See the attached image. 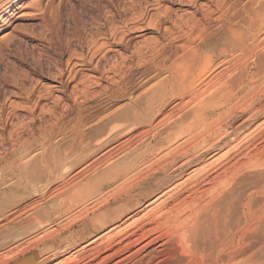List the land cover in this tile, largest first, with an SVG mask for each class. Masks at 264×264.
Masks as SVG:
<instances>
[{
	"label": "bare ground",
	"instance_id": "bare-ground-1",
	"mask_svg": "<svg viewBox=\"0 0 264 264\" xmlns=\"http://www.w3.org/2000/svg\"><path fill=\"white\" fill-rule=\"evenodd\" d=\"M73 1L80 13L72 4L68 9L50 10L39 0L35 12L39 23L30 26L29 36L24 35L35 44L21 49L20 42L7 37L0 49L2 55L14 53L16 62L31 74L53 75L64 97L63 87L72 84L73 106L64 108L66 114L73 107L78 110L70 128L72 140L67 145L55 144L50 159L41 157V166L62 179L68 158L79 147L88 152L79 153L72 167L96 155L72 177L78 179L75 193L84 195L77 206L93 202L90 212L85 207L78 214L79 221L87 223L89 235L99 233L64 264H264L259 248L248 251L251 236L264 229V120L253 126L264 116V0H246L239 6L234 0H204V4L198 0H123L127 4L110 0L109 5L117 8L110 20L130 16L118 26L109 18L102 21L100 1ZM174 2L198 10L213 8L206 14L203 11L204 20L192 17L176 22L170 7L160 10L162 4ZM23 4L22 0H0V23L17 14ZM213 14L216 23L211 26L205 21ZM143 20L158 38L131 51L138 59L149 56L132 82L124 71L132 59L130 53L131 59L121 56L119 61L114 56L142 36H133L130 30L142 28L137 24ZM173 29L182 33L172 34L169 44H162L160 37L170 36ZM6 71L0 73L2 86H16L25 100L36 96L37 90L27 87L32 85L28 75L26 81L27 77ZM145 84L149 86L135 94ZM37 98L34 107H25L29 116L40 103ZM121 101L125 103L116 107ZM86 102L90 104L85 106ZM54 111L46 114L58 119ZM2 112L0 108V116ZM53 132L51 126L41 134L40 142H49ZM31 147V142L24 143L11 164L26 158ZM28 162L18 169L14 166L18 171L15 190L11 202L0 209V231L9 217L10 223L21 220L37 207L22 201L31 191H38L31 175L38 167ZM6 166L0 164V173ZM187 170L191 171L182 178ZM89 171L94 175L87 176ZM114 183H119L113 187L116 191L100 198ZM149 198L153 200L146 209L141 208ZM44 237L0 253V264L44 263L51 255L37 259L31 250ZM10 244L1 243L0 250Z\"/></svg>",
	"mask_w": 264,
	"mask_h": 264
},
{
	"label": "rangeland",
	"instance_id": "rangeland-1",
	"mask_svg": "<svg viewBox=\"0 0 264 264\" xmlns=\"http://www.w3.org/2000/svg\"><path fill=\"white\" fill-rule=\"evenodd\" d=\"M38 1L39 0H22V2H24L22 7H24V8L18 9L17 14L7 16V19L0 23V42L2 41L0 43V49L5 44L4 43V42H6L5 40H8L7 37L9 39L14 38L13 40H15V41L17 40V42H20L22 44V46L19 45L21 49H26V48L31 49V47L35 44L34 42L28 40V38H25L26 36L24 37V35L29 36L30 26L39 23V20H38L39 17H37V15H35V12L38 11V9L36 7V3ZM40 1H41L42 7H44L45 5H48L50 10H54V11L59 10V8L63 9L64 7L66 9H68L69 7L71 8V4L73 5L72 8H74L75 5L77 6V3L75 2L76 3L75 4L73 0H40ZM93 1L94 0H92L91 2L93 3ZM95 1H94V4H95ZM124 1L128 3L129 0H127V1L124 0ZM124 1L120 0L119 4L121 2H124ZM232 1L233 0H230L229 2L231 3ZM245 1L246 0H239V1L234 0L233 2H236V4H238V6H239V5L243 4ZM97 2H99V4ZM97 2L96 3L99 5V9H100V10H98L99 11L98 13L100 14L101 17L103 16L102 18H104L102 21H106L105 18H107V19L109 18L107 20V21H109L111 19L110 17H113V15L116 13L117 8H115V7L113 8L112 5H109L110 0H97ZM125 2H124V4H127ZM198 2L201 4L206 3L204 0H198ZM238 2H240V3H238ZM76 6L74 8L75 12L78 11V13H80L81 12V11H79L80 9L78 7L76 8ZM119 6H122V5H119ZM165 7L166 8L170 7L172 9L171 19L173 21H176V22H179L180 20H187L188 18L191 19L192 17H195L196 19L202 18L204 20V17H202V14L204 16L203 11L206 10L205 11V14H206L207 12L212 10V8H213V7H210L209 10H207V8L204 10H198V9H195V7L188 5L185 2L184 3L174 2L173 5H171L169 3L162 4L160 10L164 9ZM121 8H123V6ZM18 13L21 15H19ZM32 13L36 17H31V16H33ZM30 14H31V16H30ZM81 15L84 16L83 14H81ZM215 16H216V14L215 15L213 14L211 16L212 18L210 20H206L205 22L211 26L215 25L216 21L213 19V17H215ZM85 17H86V19L88 18V16H84L83 18L85 19ZM126 17L124 16L121 19L115 18L113 20H110V23H112V24L114 23V25H117V26L121 25V24H123L129 20L130 16L128 14L126 15ZM32 18H36V19H32ZM206 19H208V18H206ZM144 21L145 20L141 21L139 23L140 25L137 24L138 27L141 26L142 28L137 29V30L131 29L132 31L130 30L131 35L134 34L133 36H137V35L142 34V36L135 37L132 40L131 45L125 51L122 48H119L118 54L116 56H114V59L117 58L120 61L121 56L125 57V56H128L130 53V57L132 59L128 56V58H130L131 61L130 62L127 61L126 66L124 68V71H125V74L132 79V82H133V78L136 75V73L144 68L143 63L146 61V59H148L149 56H148V54H145L141 58L138 59V57H132L131 51H133L134 47L141 46L142 44H144L146 42H150V41H153L154 39L158 38V36H157L158 34L154 33L153 32L154 30L152 28H148L145 24H142V22H144ZM167 25H170V24L167 23ZM175 29H173V31ZM184 29L185 28H183V30ZM173 31L170 33L171 37L169 36V34H164L165 37L161 36L162 39L160 37V41L162 40L161 41L162 44H169V42H168L169 38L171 40L172 37H174L175 35H179L182 33L180 30H175L174 31L175 33ZM27 32H29V33H27ZM176 32H178V33H176ZM262 33H264V32L262 31ZM172 34L174 36H172ZM3 39H5V40H3ZM179 41H177V43L182 42L181 40H179ZM26 43H27V45H26ZM85 50H87V49L84 48V54L87 53V52H85ZM13 54H10V55L9 54H3V55L0 54V73L6 69L7 70L6 73L8 75H18L21 79L22 78L25 79L27 77L26 81L30 79V81L32 82V85L31 84L27 85V87L31 88V86H33L32 87L33 90H37V91H35L36 96L31 97V99L29 101V100H25V98H24L25 96L23 97L24 94H21L19 92V90H17L18 88H16V86L12 85V86H14L13 87L14 89H13L11 87V85L10 86H2V84H0V90H1L0 91V108L3 110L2 115L0 116L1 117L0 118L1 119L0 125L2 127V128L0 127V138H1L0 139V164L1 165L7 164V166L5 167L6 170H4L2 173H0V198L2 197L1 201H3L2 203H0V209L5 208V206L8 204V201H10L12 198V192L15 190L14 189L15 187L13 185V180H14V176L17 174L18 171L16 170V167H14V166H17V169H18V165H20V164L24 165V163L25 162L27 163L29 160L33 161V162L29 161L28 162L29 164H31V165L35 164V166L38 167L37 172L31 173V175L35 176L34 185H35V187L38 188V191H31L28 194V196L23 198L22 201L23 202H26V201L27 202L28 201L34 202L33 205L36 203L35 205H37V207H34L31 211H29L28 213L21 216V218H22L21 220H20V218H18L15 221L12 220L11 223L9 222V220L12 217L11 218L9 217L6 220V222L8 221L7 225L9 227L6 225L5 226L6 228L4 227L1 229V231H0V244L3 242H6V241L7 242L11 241V244L8 246H5V248L0 250L1 251L0 253L4 252V254H6L10 249L12 251H16L17 249L15 248L16 247L15 245H20L19 246V248H20V247H23L26 244V242L33 241L39 237L45 236L43 243H39V244H37V246L34 249H31L36 254V256H37L36 258L38 259V257L42 258L44 256L51 255L49 257V259L42 264H64L65 260L68 257L73 256L75 254V251H78L79 249H81L82 246L85 245L86 242L90 241L93 237H95L99 233V232H96L94 234L89 235L87 223L85 221H82V222L79 221L81 219H80L78 214L80 212L83 213L84 209H86V208H88L87 212H90L92 210L91 206L93 205V202L89 203L88 205L86 204L87 205V206L85 205L86 208L77 206L79 204V202L81 201L80 199H82V197L84 195L81 196V195H78V193H75L76 184L78 183V179H73V177H72V175L76 172V170L78 171L80 168H82L84 166V164L88 161V159L89 160L93 159L96 155L93 154L92 158L90 157L86 161H83L84 163L80 162L73 167L70 166L72 163H74L76 161L75 159L83 156V154L87 151L84 149V146L81 145V146H83V149L85 151L82 150V148L80 149V147H79V150H77V152H76L77 156H76V154H74L75 158L72 157V155L70 158H68L67 162L68 161L69 162L67 163L68 165H66V169L64 170L65 172L63 171L64 175L62 176V179L61 178L57 179L56 178L57 175L54 174V176H53V175L49 174V172L46 171V168L41 166V164L39 163L41 157L45 156V158L50 159L51 156H50L49 151H51V149L54 147L55 144L59 143L62 145H67L72 140L70 128H71V124H73V117H74L73 115L76 113V111L78 112V110L75 109V107H73V111L70 114L69 113L66 114L65 109H64L66 107L65 105H67V104L69 106L70 105L73 106L72 97L74 95H72L73 93L70 92L71 91L70 86L72 84H70L69 87H63L67 97L62 96V93L60 92L61 87L58 86L59 85L58 81L54 77L53 78L51 77L53 75L45 76L44 78H42L38 75L31 74V72L25 66L20 65L18 62H16V60H15L16 55L14 54L15 55L14 56ZM66 58H67V55L65 56L64 59H66ZM140 60H141V64H140ZM73 62H75V60ZM129 70L131 72L132 71L133 72L131 73ZM24 73H26V74L24 75ZM29 74H31V75H29ZM23 75H24V77H22ZM27 75L30 77L29 79H28ZM118 76L119 75H117L116 79L119 78ZM102 83L107 84L106 80L105 81L103 80ZM34 86L35 87L37 86V87L35 88ZM146 86L148 87L149 84H145L144 86L139 88L135 92V94L138 95V92L140 94V92H141L140 89L141 90L143 89L142 90V92H143L147 88ZM63 88H62V90H63ZM69 92L71 94H69ZM37 93H39V94H37ZM40 94H42L41 96H43V95L44 96L42 98L40 97L41 99L39 101V99L37 97L40 96ZM19 96H21V97H19ZM52 97H54V99ZM36 98H37L38 103L39 102L40 103L37 105V107H35V110H34L35 112H34L33 116H29V114H27V112H26L27 110L25 111V107H27V106L34 107V102H35ZM57 99L60 101H58ZM9 102L12 105H10ZM86 103L84 104L85 106H88L90 104V102H86ZM122 103H125V101L118 102L115 104V106L117 107V106L121 105ZM13 105H16V106H13ZM42 105H44V106H42ZM115 106L112 107L111 110L115 109L116 108ZM47 110H56V111H54V113H55V116L57 115L56 117H58V119H56V118L53 119L49 115H47L46 114ZM65 114H66V116H65ZM61 116L63 117L62 119L60 118ZM263 118H264V116L262 118H260L259 120H257L256 121L257 123L255 122L253 124V126H255V124L257 125L258 123H260L261 120L263 121L264 120ZM55 119L57 121H55ZM69 119H71L72 122H70L71 120H69ZM51 126H53L54 132L51 134V136L48 140L49 142H46V141L40 142L41 141L40 136H42L41 134L46 132V130L50 129ZM253 126H251L249 129H247L246 132H249L251 129H253ZM15 130H16V132H15ZM26 142L27 143L31 142V144H32V147L30 149H28V151H27L26 158L24 157L25 159L23 158L21 161H17V163L14 162V164L12 165L11 162L14 161L15 159H17L18 152L21 150V147ZM82 152H83V154H82ZM43 153L45 155H43ZM79 153L82 155L79 156L80 155ZM46 155H47V157H46ZM105 164L100 166L101 171H105V168H106L105 166H107L108 163H105ZM8 166H9V168H7ZM10 166H12V167H10ZM68 166H70V167H68ZM12 168H14V169H12ZM189 171H191V170H189ZM189 171L187 170L181 177L182 178L186 177V175H188ZM87 174H88L87 176H89V175L92 176V175H94V172L89 171V173H87ZM108 179H109V177L106 178V180H108ZM99 184H100V182L96 184V187L99 186ZM117 184H119V183H114V184L106 187L102 193L103 195H101L100 198L104 199V197H107L110 195L109 194L110 191L111 192H112V190H113V192H114V190L116 191V188H118ZM113 187H116V188H113ZM104 192L108 193V194H105ZM3 197H5V198L3 199ZM101 200L102 199H99L97 201L99 202ZM151 200H153V198H149L148 201L146 203H144L141 208L146 209L145 205L148 202H150ZM5 201H6V204H3V203H5ZM95 202L96 201H94V204H95ZM29 213L30 214L32 213V214L28 216ZM89 215H90V213H89ZM22 220H24V221H22ZM13 221L15 223H13ZM69 225H70V227H68ZM48 233H49V236L47 235ZM263 234H264V229L257 236H255V237L251 236V238H250L251 241H250V245L248 246V251H251L252 248H253V250H255L254 248L257 247L260 249L261 255L264 256V238H262V237H264ZM12 247L14 249H12ZM9 255H13V254H9ZM13 262L14 261H12L10 264H12Z\"/></svg>",
	"mask_w": 264,
	"mask_h": 264
}]
</instances>
